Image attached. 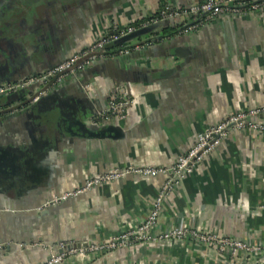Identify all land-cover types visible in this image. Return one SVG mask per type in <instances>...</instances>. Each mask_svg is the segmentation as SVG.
<instances>
[{
	"label": "crops",
	"instance_id": "0c3cea01",
	"mask_svg": "<svg viewBox=\"0 0 264 264\" xmlns=\"http://www.w3.org/2000/svg\"><path fill=\"white\" fill-rule=\"evenodd\" d=\"M201 1L167 0L169 13ZM160 5L161 0L43 1L52 13L54 40L60 47L57 58H66L117 27L150 17ZM191 16L171 14L153 25L161 32L201 20ZM144 38L150 37L139 40ZM172 39H179L174 46H186L191 53L173 54ZM143 50L148 56L105 60L85 78L69 74L52 91L53 104L62 107H56L57 115L77 107L85 117L93 114L92 131L112 124L124 136L69 137L56 128L40 132L37 120L24 115L0 122V149L44 154L22 165L18 179L0 182V208L5 206L0 211V240L5 243L0 264H44L57 242L78 246L136 227L151 213L167 175L129 174L48 207L55 209L44 219L36 220L35 215L44 210L37 208L45 200L80 187L88 177L129 164L168 166L190 148L199 132L230 113L264 108V5L204 18L195 29L155 38ZM141 65L154 72L147 76L135 71ZM167 69L171 71L160 75ZM118 89L130 97L128 114L106 119L109 95ZM256 119L264 124V112ZM178 227L264 245V133L229 130L192 173L173 178L147 240L102 253L69 254L58 264H219L193 240L160 239Z\"/></svg>",
	"mask_w": 264,
	"mask_h": 264
},
{
	"label": "built area",
	"instance_id": "2783aa9c",
	"mask_svg": "<svg viewBox=\"0 0 264 264\" xmlns=\"http://www.w3.org/2000/svg\"><path fill=\"white\" fill-rule=\"evenodd\" d=\"M263 5L264 0H202L201 3L197 5L181 8L171 13L162 10L156 16L143 19L139 25L146 26L151 23H157L159 20L171 14L185 16L204 14L205 19H210L220 14L238 13L242 9L258 10ZM132 23L124 27H117L109 33L95 38L89 45L78 51L72 52L59 64L51 66L44 72L30 77L20 86L22 87L36 81H41V87L30 95L32 98L31 101H36L40 97L46 95L52 85L59 83L69 74L83 70L100 58L108 56L114 58L127 55L134 51H142L151 44V41L147 38L141 40L130 39L122 43L119 50L110 54L102 51V48L106 44L112 41H118L131 34L135 30V26ZM199 24L200 22L189 23L186 25L184 31L193 30ZM7 89L8 88H0V92H4ZM130 103L131 100L127 92L123 89L114 91L109 95L105 118L116 119L118 117H124L128 114ZM261 112H264V108H250L230 113L218 123L199 132L190 148L185 153L179 155L176 161L168 166H137L132 164L116 166L108 171L86 178L83 184L78 188L63 192L45 200L37 210L48 208L69 197L85 192L96 185L113 182L129 174L152 177L158 174H165L169 178L153 201L151 213L139 225L121 230L118 234L103 241L88 243L85 248L74 245L72 241L57 242L53 246L54 251L44 264H58L69 254H85L88 252L102 253L137 241L147 240L149 238L148 231L156 221L161 201L164 198V190L167 185L172 182L173 178L177 175L183 176L192 173L194 168L205 156L211 153L214 148L220 144L222 137L225 136L229 130L250 129L264 133V124L256 119L257 115ZM160 239L193 240L201 247H205L208 252L214 254L219 259V264H257L264 258V245H251L240 238L219 236L188 227H178L168 230L160 235ZM4 244L5 243L0 240V248H2ZM59 249H62V252H59Z\"/></svg>",
	"mask_w": 264,
	"mask_h": 264
},
{
	"label": "flooded vegetation",
	"instance_id": "af4514ba",
	"mask_svg": "<svg viewBox=\"0 0 264 264\" xmlns=\"http://www.w3.org/2000/svg\"><path fill=\"white\" fill-rule=\"evenodd\" d=\"M46 12L49 13V9ZM51 15L50 13L49 15L45 14V11L41 10L34 15L31 23L24 20L22 23L15 25L14 35L25 36L27 35L26 32L29 33L35 28L37 29L36 37L34 36L32 39L27 40L25 48L16 47L20 43L19 40L11 39L13 35L11 30H8L6 37L0 43V88H8L6 91L0 92V98H6L3 105H10V108L6 110L3 106L0 107V122L11 117L24 115L26 118L30 117L37 120L36 125L40 128V132H45V129L53 132L58 127V123L60 124L62 117L57 115L59 110H56V107L60 110L62 107L53 104L52 91L59 88L61 83L52 85L47 94L36 101H31L30 95L18 97L20 85L34 76L32 75L33 73L37 75L44 72L45 68L50 66L51 60L57 58L56 53L60 47L57 46L56 39L54 40L56 35H54L55 31L50 18ZM45 21L48 23L46 26L43 23V26H37L40 22ZM29 24H34L35 27L31 28ZM80 113L83 115L81 110ZM30 136L32 138L33 134ZM30 147L31 145L28 149ZM17 151L22 152L19 148H17Z\"/></svg>",
	"mask_w": 264,
	"mask_h": 264
},
{
	"label": "water",
	"instance_id": "95a60500",
	"mask_svg": "<svg viewBox=\"0 0 264 264\" xmlns=\"http://www.w3.org/2000/svg\"><path fill=\"white\" fill-rule=\"evenodd\" d=\"M43 1L44 0H0V43L2 42V40H4V37H6L5 35L6 33H8V30H11L13 32L11 39L13 38V39L19 40V43H20L19 45L17 44L18 46L16 45L15 46L25 48L27 40L32 39L34 36L36 37L37 29L35 28V30L29 33L26 32L27 35L25 36L24 35L22 36L14 35V32L16 30L15 25L17 23H22L24 20L29 21V23H31V20L33 19L34 15L39 13L42 10V8L45 11V14L49 15V13L46 12L48 10V7L45 8L43 6ZM55 1L58 3L62 2V0H55ZM170 21L171 22L173 21V17L170 18ZM42 23L44 26L48 24L45 21V22H40L37 26L42 25ZM29 26H31V28L35 27L34 24H29ZM128 36L124 37L126 38L124 42L129 40V39L127 40ZM174 40L172 39L169 42V46L173 48L172 50L173 54L186 57L191 53L192 50H190V48L186 46H180V47L174 46L175 42H178L179 39L175 41ZM61 53L62 55L66 56V52H61ZM148 54L149 53L144 50L134 51L130 53L129 57L133 58V57H138V56L140 57L148 56ZM166 54H170V53L168 52ZM118 57H120L119 58L120 60H123V59L128 60V58H125L123 56H118ZM64 59H65L64 57L52 59L50 66L57 65L60 62H62ZM115 60L117 59L111 58L109 61L112 62ZM88 71L89 69L87 70V72ZM135 71L146 74L147 76H149V72L150 73L154 72L153 69L147 68L146 66H142V65L136 68ZM170 71L171 69L161 70L160 75H166ZM35 74L36 73H33L32 75H35ZM84 76L85 75H83V78H85ZM39 87H41V81H36L34 83L22 86L18 90V97L31 95ZM70 108H71L70 111H67L66 113L63 112V114L61 115L62 119L60 120V124L62 125L59 126L60 124L58 123V127L56 128L57 133L62 132V134L67 135L69 137H79V138H89V137H97V136H108V137L113 138V137H118V136H124V133L121 130V128L118 125H112V124L108 129L105 128L104 130H101L99 132L92 131L89 126L91 123L89 124V122H92L93 115L85 117L84 115H81L80 110L77 107L76 108L70 107ZM89 118H91L90 121H89ZM95 121L96 120H94L93 122ZM38 151L32 153L29 156V154H26V153H23V154L17 153V151L14 154H11V152L7 151L4 148H1L0 149V182L7 181L9 178L18 179L19 175H21L20 173H17L18 170L21 169L22 165L29 166L28 164L29 159H32L33 158L32 156L35 157L37 155L38 159L43 157L44 154L40 155ZM8 154H11V159L7 157ZM180 177L181 176L177 175L174 178H180ZM6 197H9V196H6ZM1 208L3 209L5 208V206ZM1 208H0V211L2 212ZM54 209L55 208L53 206L52 208H46L42 211H39L35 215V219L36 220L44 219L45 217L51 215ZM87 244H88L87 242H83L77 245L84 247ZM58 251L62 252V249H59ZM257 264H264V258Z\"/></svg>",
	"mask_w": 264,
	"mask_h": 264
},
{
	"label": "trees",
	"instance_id": "16d2710c",
	"mask_svg": "<svg viewBox=\"0 0 264 264\" xmlns=\"http://www.w3.org/2000/svg\"><path fill=\"white\" fill-rule=\"evenodd\" d=\"M162 1V5H160V7H159V9L154 13V14H152L150 17H147V18H151V17H153V16H156V15H158L162 10H166L167 12H169V10H170V8H169V6H168V4H167V0H161ZM204 14H196V15H192L191 17H193L192 19L193 20H197V19H201V20H198L199 22H201L202 20H204ZM188 17V16H187ZM143 21V19H141V20H136V21H134L132 24L135 26V30L131 33V34H129V36L127 37V40L129 39H131V40H134V39H137V40H139L142 36H147V37H150L149 38V41H152V42H155V38L157 39V40H160V38H164L165 37V35L166 34H169V35H173V34H177L178 32H181V31H183V28H185L184 27V25L183 24H181L180 25V29L179 28H176V29H172V28H165L164 30H161V32H158V30H157V27L155 26V25H153V24H155V23H151V24H148V25H146V26H141V25H139L140 24V22H142ZM160 35H159V34ZM166 33V34H165ZM163 36H162V35ZM157 36V37H156ZM161 36V37H160ZM124 40H126V38H121L120 40H118V41H112V42H110V43H108V44H106L103 48H102V51L104 52V53H107V54H110V53H113V52H116L117 50H119L120 49V47H121V45H122V43L124 42ZM129 55H130V53L129 54H127V55H122L123 57H125V58H130L129 57ZM112 57H105V58H100V59H98V60H96V61H94V62H92L89 66H87V67H85L83 70H81V71H76L75 72V74L76 73H80V74H87V75H91V71H92V67L93 66H99L103 61H105V60H110ZM118 58H120V57H118ZM123 60H125V59H123ZM126 61V60H125ZM51 66H48V67H46L45 68V70H47L48 68H50ZM89 69V71L87 72V70ZM44 70V71H45ZM60 87H61V85H60ZM23 99V98H22ZM6 100V98L4 99L3 97H1L0 98V103L2 104H0V107L1 106H3L4 107V109L6 110V109H9L10 108V105L9 106H6V105H3V102Z\"/></svg>",
	"mask_w": 264,
	"mask_h": 264
}]
</instances>
